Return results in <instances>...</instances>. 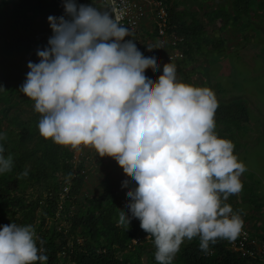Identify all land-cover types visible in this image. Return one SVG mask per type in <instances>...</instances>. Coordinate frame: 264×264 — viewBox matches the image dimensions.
Listing matches in <instances>:
<instances>
[{
  "label": "clouds",
  "instance_id": "clouds-1",
  "mask_svg": "<svg viewBox=\"0 0 264 264\" xmlns=\"http://www.w3.org/2000/svg\"><path fill=\"white\" fill-rule=\"evenodd\" d=\"M62 8L46 17L51 35L18 88L40 114L39 135L77 151L91 147L130 174L122 181L130 184L128 212L118 209L117 224L127 229L137 218L158 264H172L193 237L204 253L218 238L235 240L243 220L221 200L241 190L246 168L233 143L213 131L214 92L178 80L171 57L153 78L146 68L160 67L155 52L144 55L109 12L76 0H62ZM4 152L0 143V174L13 165ZM34 237L30 224H0V264H45Z\"/></svg>",
  "mask_w": 264,
  "mask_h": 264
},
{
  "label": "trees",
  "instance_id": "trees-1",
  "mask_svg": "<svg viewBox=\"0 0 264 264\" xmlns=\"http://www.w3.org/2000/svg\"><path fill=\"white\" fill-rule=\"evenodd\" d=\"M162 1L168 15L167 31L183 37L178 47L184 55L172 63L176 65L178 79L189 84L185 68L211 50L225 51V40L209 37L208 27L216 25L217 31L224 32L247 15L252 2H257L232 0L230 10L221 4L200 14L199 10L179 9L176 0ZM76 3H92L101 10L97 0ZM260 6L264 8V1ZM50 14L63 15L62 0H0V86L4 88L0 89V131L5 134L0 143L4 144V155L11 153L13 159L11 171L0 174V224L14 221L18 225H32L37 247H43L47 255L45 264H158L151 240L131 243L136 235L145 233L137 218L130 220L127 229L117 224L118 209L128 212L125 202L129 199L126 189L130 184L122 181L126 177L130 180V174L116 161L107 162L113 170L118 169L117 175L106 176L96 194L86 193L83 161L74 160V149L39 135L40 114L34 111L33 101L18 91L28 71L20 60L38 61L36 49L42 50L51 35L46 20ZM156 71L161 68H146L148 73ZM247 119L241 102H219L215 110L213 131L233 143L235 155V135ZM25 169L27 176L18 178ZM64 186L68 190L62 194ZM254 237L264 246V235L249 232L253 243L247 247L254 256L241 255L229 248L228 240L219 238L204 253L198 247L199 238L193 237L181 244L172 264H264V253L257 251Z\"/></svg>",
  "mask_w": 264,
  "mask_h": 264
},
{
  "label": "rangeland",
  "instance_id": "rangeland-1",
  "mask_svg": "<svg viewBox=\"0 0 264 264\" xmlns=\"http://www.w3.org/2000/svg\"><path fill=\"white\" fill-rule=\"evenodd\" d=\"M173 1V0H170ZM178 8L199 10L209 13L213 7L225 5L231 9L232 0H176ZM257 0L250 4L247 15L237 24H232L224 32H219L216 25L208 27L209 37L220 36L225 40V51H209L199 56L185 68L190 84L207 86L219 102L231 104L241 102L247 111L244 123L235 137L238 140L236 157L243 162L246 170L239 179L242 188L235 194H229L221 203L231 206L239 214L248 231L264 235V8ZM256 8V9H255ZM259 8V9H258ZM130 37H124L129 39ZM141 51L144 46L136 44ZM204 49V48H203ZM205 50V49H204ZM16 61L18 57H13ZM23 65L26 58L20 60ZM155 72L153 75H159ZM156 76H154L155 78ZM178 79V76L176 74ZM91 147H81L74 151V160L85 165V183L83 189L88 194H96L102 188L106 176L114 177L118 173L107 162L115 160L110 156L102 159ZM255 222V229L250 224ZM249 224V225H247ZM256 248L262 244L255 238ZM264 248V246L262 247ZM264 253V249H263Z\"/></svg>",
  "mask_w": 264,
  "mask_h": 264
},
{
  "label": "built area",
  "instance_id": "built-area-1",
  "mask_svg": "<svg viewBox=\"0 0 264 264\" xmlns=\"http://www.w3.org/2000/svg\"><path fill=\"white\" fill-rule=\"evenodd\" d=\"M102 11H107L121 25L126 26L131 32H135L143 21L149 19L155 33V41L153 44L145 47L149 54L153 52L163 51L165 61L173 62L183 57V51L178 47L183 41V37L173 31H167L168 15L166 6L162 0H97ZM67 186L62 189V194L67 192ZM146 233L136 235L131 243L141 241L148 242L150 237L146 238ZM253 243L249 239V231L243 225L241 233L233 241H229V248L238 251L241 255L254 256L248 244ZM256 247V246H255ZM261 245L257 251L263 252Z\"/></svg>",
  "mask_w": 264,
  "mask_h": 264
},
{
  "label": "crops",
  "instance_id": "crops-1",
  "mask_svg": "<svg viewBox=\"0 0 264 264\" xmlns=\"http://www.w3.org/2000/svg\"><path fill=\"white\" fill-rule=\"evenodd\" d=\"M131 37L135 40L134 42L136 44H138V45L140 44V45L144 46V49L141 50V52L144 55H151L145 49V47H147L150 44H153L155 41V33H153V28L151 26L149 19H146L145 21H143L142 24L137 28V30L135 32H131ZM156 56L158 57V60L160 63V68L162 71V66L164 63H166L163 51L156 52ZM155 68L156 67H153V69H155ZM161 71H159V72L161 73ZM156 72H158V71H156ZM154 73H152V74H154ZM154 76H158V75H153V78H154ZM263 206H262V208H263ZM254 223L255 222H253V220H252V223L250 224V226L252 227L251 228L252 230L255 229V226H256ZM247 225H249V224H247ZM250 232H252V231H250ZM252 233H256V232H252ZM254 239H255V237H254Z\"/></svg>",
  "mask_w": 264,
  "mask_h": 264
}]
</instances>
